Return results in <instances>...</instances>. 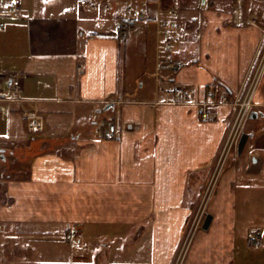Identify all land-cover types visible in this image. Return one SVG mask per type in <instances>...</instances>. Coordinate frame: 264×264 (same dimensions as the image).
Instances as JSON below:
<instances>
[{"label":"crops","instance_id":"obj_1","mask_svg":"<svg viewBox=\"0 0 264 264\" xmlns=\"http://www.w3.org/2000/svg\"><path fill=\"white\" fill-rule=\"evenodd\" d=\"M20 1L15 17L0 0V95L17 75L26 99L3 100L0 115V150L18 170L2 194L0 264H264V243L248 244L264 241V70L244 152L234 142L223 155L236 107L222 97L259 63V0ZM160 17L176 71L158 67ZM176 85L194 87L192 100L164 99ZM213 179L211 226L182 251Z\"/></svg>","mask_w":264,"mask_h":264},{"label":"built area","instance_id":"obj_2","mask_svg":"<svg viewBox=\"0 0 264 264\" xmlns=\"http://www.w3.org/2000/svg\"><path fill=\"white\" fill-rule=\"evenodd\" d=\"M102 1L105 0H89L88 5L91 7H95L98 3ZM1 13H4L8 16H15V17L21 16L22 14L21 1L12 0L11 6L6 11H3ZM163 13L164 12H162V14ZM166 13H168L169 15H173L174 11L173 9H168ZM158 23H159L158 25L159 66L158 67L159 69H161L162 67H166L176 71L177 69L184 66V62L182 60L176 59L175 57V42L172 33V27L170 26L169 22H167L166 19L163 17L158 18ZM122 34L125 35L124 32ZM84 67H85L84 63H80L78 65V71L82 72L84 70ZM263 69H264V56L262 60H260V62L258 63L256 70L252 74L251 72L248 74L247 78L243 81V84L238 91L233 93L232 96L224 95L222 97V102L230 103L236 107L234 124L230 131L223 155L227 151V148L228 150L231 149L234 142H235V147H238V142L243 132V125L245 124L247 118L250 116L251 111L256 104L254 101V94L258 86L260 75ZM6 86L8 88V92L6 94L5 93L1 94L0 99L5 101H20L21 104H23L24 101H26V99L21 96L20 89L22 86V79L19 76L15 75L7 78ZM195 91L196 89L194 87L176 85L171 89L163 90L162 95L163 98L166 100L191 101L192 100L191 97ZM0 109L3 114L2 116H4L6 111L8 110L7 105H1ZM203 115L205 117H209L210 112L205 111ZM24 116H25L26 126L30 131L35 132L43 128V117L41 114L38 113L37 110L25 109ZM117 132H118V128L116 127V125L111 123L109 126V137L110 138L115 137ZM223 155L221 158L222 162L225 161ZM213 187H214V179L212 180V182L210 183V185L206 190L202 204L198 209L194 221L192 222L191 227L186 236L182 251H185L187 249L192 239L191 237L193 236L195 230L200 225L203 224V221L206 217V206H207L208 198L210 197ZM2 229H3V225L0 222V231ZM78 234H79L78 228L73 227L69 230L67 234V238L72 239ZM263 243H264L263 238H261L257 234L253 235L248 241L249 246L253 248L262 246ZM183 260H184V254H181L176 264H182Z\"/></svg>","mask_w":264,"mask_h":264},{"label":"rangeland","instance_id":"obj_3","mask_svg":"<svg viewBox=\"0 0 264 264\" xmlns=\"http://www.w3.org/2000/svg\"><path fill=\"white\" fill-rule=\"evenodd\" d=\"M254 7H258L261 10L260 11L261 16L264 14V0H259L258 4L255 5ZM263 56H264V41H263L262 49H261V51H260V53L258 55V62H260V60H262ZM263 70H262V72H263ZM261 76L262 75H260V77ZM5 102L3 103V100L0 99V106L1 105H6ZM255 106L253 108H255ZM7 112H8V110L6 111V113ZM0 115H3L2 112H1V109H0ZM250 118L251 117L249 116L247 118L245 124L243 125V131H246L247 123L250 120ZM17 172H18V170H17L16 157L9 150H0V205L6 203V200H7L6 198L4 199L3 196H2V194H3L4 190H5L4 189V185L6 184L7 177H9L10 175H15V174H17ZM0 221H1V219H0Z\"/></svg>","mask_w":264,"mask_h":264},{"label":"water","instance_id":"obj_4","mask_svg":"<svg viewBox=\"0 0 264 264\" xmlns=\"http://www.w3.org/2000/svg\"><path fill=\"white\" fill-rule=\"evenodd\" d=\"M203 3H206V0H202ZM258 116V112L257 111H252L251 112V118H254V117H257ZM250 133L249 132H246L244 131L240 137V140L238 142V154H242L244 152V149H245V146L248 142V139L250 137ZM212 220H213V214H211L210 212L206 214V217L203 221V224H202V228L203 229H209L210 226H211V223H212Z\"/></svg>","mask_w":264,"mask_h":264}]
</instances>
